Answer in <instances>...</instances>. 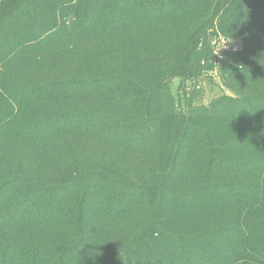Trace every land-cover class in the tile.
Wrapping results in <instances>:
<instances>
[{
    "label": "trees",
    "instance_id": "16d2710c",
    "mask_svg": "<svg viewBox=\"0 0 264 264\" xmlns=\"http://www.w3.org/2000/svg\"><path fill=\"white\" fill-rule=\"evenodd\" d=\"M0 264H264V0H0Z\"/></svg>",
    "mask_w": 264,
    "mask_h": 264
},
{
    "label": "rangeland",
    "instance_id": "374dc122",
    "mask_svg": "<svg viewBox=\"0 0 264 264\" xmlns=\"http://www.w3.org/2000/svg\"><path fill=\"white\" fill-rule=\"evenodd\" d=\"M240 47L239 45L236 46ZM226 93L220 82L217 70L206 72L196 83L180 86L175 80L171 90V99L180 112L185 110L187 103L198 106H210L213 101Z\"/></svg>",
    "mask_w": 264,
    "mask_h": 264
}]
</instances>
